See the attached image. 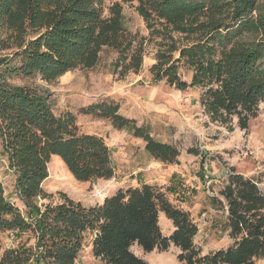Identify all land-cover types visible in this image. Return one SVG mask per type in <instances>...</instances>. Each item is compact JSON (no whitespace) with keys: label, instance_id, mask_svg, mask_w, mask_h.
Here are the masks:
<instances>
[{"label":"trees","instance_id":"obj_1","mask_svg":"<svg viewBox=\"0 0 264 264\" xmlns=\"http://www.w3.org/2000/svg\"><path fill=\"white\" fill-rule=\"evenodd\" d=\"M135 1L147 28L161 40L151 66L155 82L199 88L202 113L212 123L235 120L243 130L261 104L264 112V8L258 0ZM0 24L12 44L0 47L10 50L0 54V144L14 176V195L24 207L6 196L0 178V238L5 232L26 235L2 251L0 242V264H77L87 234L100 264H150L133 246L143 252L173 246L181 264H254L264 256V192L257 179L234 169L222 178L217 195L208 197L220 215L211 227L231 241L207 253L194 241L198 225L189 211L151 184L118 189L91 206L65 193L49 200L42 184L52 156L82 182L112 178L115 165L101 136L80 132L74 114L56 115L44 92L13 80L36 76L51 83L73 69L93 67L103 47L118 52L119 75L137 72L142 38L125 30L120 5L113 4L105 17L98 0H0ZM181 64L191 70L189 82L181 78ZM79 113L141 139L154 160L178 162L175 145L121 114L118 103L102 100ZM161 212L171 221L169 234L160 230Z\"/></svg>","mask_w":264,"mask_h":264},{"label":"rangeland","instance_id":"obj_2","mask_svg":"<svg viewBox=\"0 0 264 264\" xmlns=\"http://www.w3.org/2000/svg\"><path fill=\"white\" fill-rule=\"evenodd\" d=\"M103 16L109 15V8L117 3L121 7L124 28L128 33L142 38L143 58L137 72L128 71L119 75L114 63L119 54L111 47H103L97 63L91 68H76L66 72L51 83L38 77L14 79L13 84L36 87L48 97L56 115L71 112L76 116L80 132L101 136L110 149L115 165V175L110 179L78 181L67 170L57 156L48 163V177L42 184L51 195L49 200L58 201L59 193L80 201L85 206L100 203L104 197L118 189L139 186L145 182L166 191L169 200L189 211L198 225L195 238L203 252L218 249L228 243L211 225L219 220L210 207L208 197L217 195L222 187V178L231 169L245 176L255 178L264 192V112L260 105L256 117L248 122L246 129L232 124L212 123L202 113L199 104L200 89L188 87L178 90L165 80L154 81L151 66L155 54L161 49L160 37L151 34L146 22L136 10L135 0H98ZM264 8V0H258ZM158 27V25H156ZM175 38L180 37L172 33ZM185 42V40H181ZM1 43L11 44L10 33L0 24ZM10 50H1L6 54ZM181 78L190 81L191 70L181 64ZM118 103L119 112L136 120L138 125L150 127L155 139L168 142L179 149L177 163H162L154 160L144 151V142L125 130L112 127L106 119L79 113L83 106L99 101ZM198 150V154L188 149ZM0 178L5 194L21 210L24 207L14 195V176L7 168V160L0 144ZM48 200V199H47ZM39 199L38 202H47ZM159 227L163 234L172 228L171 221L160 213ZM13 232L1 235V251L24 241ZM134 253L150 264H181L176 255L178 250L171 246L165 251L154 249L143 252L136 246ZM77 264H100L91 251V236H85L84 245L76 259ZM254 264H264V256Z\"/></svg>","mask_w":264,"mask_h":264},{"label":"crops","instance_id":"obj_3","mask_svg":"<svg viewBox=\"0 0 264 264\" xmlns=\"http://www.w3.org/2000/svg\"><path fill=\"white\" fill-rule=\"evenodd\" d=\"M17 200H18V198H17ZM19 201V200H18ZM172 231V228H170L169 230H168V232H167V234H169L170 232ZM198 233V232H197ZM219 234V233H218ZM220 235V234H219ZM197 236V235H196ZM196 236H195V238H196ZM220 236H225V237H227V239H228V243L226 244V245H228L229 243H230V239L228 238V236L226 235V234H224V235H220ZM195 238H194V241H195V243H196V240H195ZM197 244V243H196ZM226 245H224V246H221V247H225ZM219 248V247H218ZM217 249V248H216ZM215 250V249H214Z\"/></svg>","mask_w":264,"mask_h":264}]
</instances>
